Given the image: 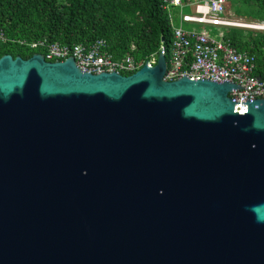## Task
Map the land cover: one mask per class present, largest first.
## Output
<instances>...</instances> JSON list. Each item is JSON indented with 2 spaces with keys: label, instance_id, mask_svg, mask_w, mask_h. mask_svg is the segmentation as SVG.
I'll return each mask as SVG.
<instances>
[{
  "label": "water",
  "instance_id": "1",
  "mask_svg": "<svg viewBox=\"0 0 264 264\" xmlns=\"http://www.w3.org/2000/svg\"><path fill=\"white\" fill-rule=\"evenodd\" d=\"M165 70L0 57V264H264V99Z\"/></svg>",
  "mask_w": 264,
  "mask_h": 264
},
{
  "label": "trees",
  "instance_id": "2",
  "mask_svg": "<svg viewBox=\"0 0 264 264\" xmlns=\"http://www.w3.org/2000/svg\"><path fill=\"white\" fill-rule=\"evenodd\" d=\"M229 12L247 23L264 22V0H227L225 15ZM167 15L163 0H0V57L42 53L29 45L39 39L64 44L104 39L115 57L131 55L140 65L163 45L168 61L172 30ZM220 31L237 51L254 57L253 74L264 78V31Z\"/></svg>",
  "mask_w": 264,
  "mask_h": 264
},
{
  "label": "built area",
  "instance_id": "3",
  "mask_svg": "<svg viewBox=\"0 0 264 264\" xmlns=\"http://www.w3.org/2000/svg\"><path fill=\"white\" fill-rule=\"evenodd\" d=\"M227 0H163L169 26L172 30L171 54L166 61L163 79L174 81L182 77L190 80L210 79L216 82L229 81L240 86L230 89L229 95L237 102L247 99H264V78L253 74L254 57L237 51L223 38L222 31L211 28L238 27L254 31H264V22H239L225 15ZM184 9L190 15L183 14ZM207 29L198 30L199 27ZM30 47H40L47 61H62L72 57L83 72L132 73L138 64L131 55L115 57L106 40L96 39L89 43L64 44L39 39L29 43ZM164 52L161 45L156 52ZM152 54L145 62H156ZM144 62V63H145ZM143 63V64H144Z\"/></svg>",
  "mask_w": 264,
  "mask_h": 264
},
{
  "label": "rangeland",
  "instance_id": "4",
  "mask_svg": "<svg viewBox=\"0 0 264 264\" xmlns=\"http://www.w3.org/2000/svg\"><path fill=\"white\" fill-rule=\"evenodd\" d=\"M230 13V15L229 16H226L227 18H229V19H232V20H234V21H239V22H242V21H244V20H237L234 16H233V14H232V12H229ZM183 14H186V15H190L191 13H190V10L189 9H184L183 10ZM245 22V21H244ZM202 29H207V28H205V27H199L198 28V30H202ZM211 29H214V30H217V31H219L220 30V28H211Z\"/></svg>",
  "mask_w": 264,
  "mask_h": 264
},
{
  "label": "crops",
  "instance_id": "5",
  "mask_svg": "<svg viewBox=\"0 0 264 264\" xmlns=\"http://www.w3.org/2000/svg\"><path fill=\"white\" fill-rule=\"evenodd\" d=\"M217 31V30H216ZM220 31V30H219Z\"/></svg>",
  "mask_w": 264,
  "mask_h": 264
}]
</instances>
